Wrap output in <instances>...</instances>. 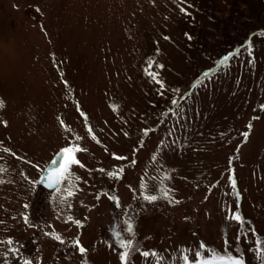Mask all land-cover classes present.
<instances>
[{
	"label": "rangeland",
	"instance_id": "374dc122",
	"mask_svg": "<svg viewBox=\"0 0 264 264\" xmlns=\"http://www.w3.org/2000/svg\"><path fill=\"white\" fill-rule=\"evenodd\" d=\"M0 100V264H262L264 0H0Z\"/></svg>",
	"mask_w": 264,
	"mask_h": 264
},
{
	"label": "snow or ice",
	"instance_id": "6c2138e0",
	"mask_svg": "<svg viewBox=\"0 0 264 264\" xmlns=\"http://www.w3.org/2000/svg\"><path fill=\"white\" fill-rule=\"evenodd\" d=\"M181 11H185V9L181 8ZM159 67H162V65H159ZM154 80H156V77L153 76L152 77ZM159 82V81H157ZM161 86L163 87L162 82ZM173 103H175V101H173ZM3 106V101L0 100V107ZM264 107V106H262ZM248 128H251V124L247 125ZM245 136V138L247 137L248 133L245 132L243 134ZM79 151H86L85 149L80 148L78 145H69L68 147L62 148L61 149V155L62 157H66L64 159V163L62 165H60V170L55 173L54 177H53V181L56 184H59L63 181H66L70 175V169L71 166L73 164H80V161L76 159L75 157V153L79 152ZM119 159H127L126 157H119ZM59 163V162H57ZM109 175H114V173H109ZM79 179V178H77ZM2 182V181H0ZM234 186V185H233ZM72 193L69 192V195H71ZM145 199H149V200H155L156 197L155 196H151V197H145ZM232 219H235L236 221L240 222L242 220V218L240 217V215L238 213H234ZM77 224H79V222H76ZM55 239L59 240L60 237L56 236ZM63 242V241H61ZM227 244V242H225ZM74 246L78 249L79 253L83 256L87 249H85L82 244L80 243V241L77 239L74 242ZM201 248H204L205 245L201 244L200 245ZM257 252L260 254L261 258H262V264H264V241H258L257 242ZM143 255L148 256V255H153L152 253H143ZM202 254L198 251L195 254V260L191 262V264H244V261L238 257H234L231 256L230 254H228L227 249H225L224 254H220V253H210L208 258H201ZM127 259V253H123L121 254V262L122 264H125ZM184 264H189L188 258L187 256L182 257ZM26 264H30V262H26Z\"/></svg>",
	"mask_w": 264,
	"mask_h": 264
},
{
	"label": "water",
	"instance_id": "95a60500",
	"mask_svg": "<svg viewBox=\"0 0 264 264\" xmlns=\"http://www.w3.org/2000/svg\"><path fill=\"white\" fill-rule=\"evenodd\" d=\"M65 158L66 157H62L61 155V149L55 153L52 159L46 163V167L39 174L37 181L39 186L49 191L58 187V184L54 183L53 177L55 173L60 170V165L64 163Z\"/></svg>",
	"mask_w": 264,
	"mask_h": 264
},
{
	"label": "trees",
	"instance_id": "16d2710c",
	"mask_svg": "<svg viewBox=\"0 0 264 264\" xmlns=\"http://www.w3.org/2000/svg\"><path fill=\"white\" fill-rule=\"evenodd\" d=\"M245 39V38H244Z\"/></svg>",
	"mask_w": 264,
	"mask_h": 264
}]
</instances>
